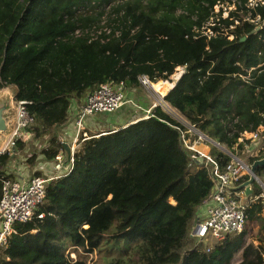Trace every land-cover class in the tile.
Returning a JSON list of instances; mask_svg holds the SVG:
<instances>
[{
    "label": "trees",
    "instance_id": "trees-1",
    "mask_svg": "<svg viewBox=\"0 0 264 264\" xmlns=\"http://www.w3.org/2000/svg\"><path fill=\"white\" fill-rule=\"evenodd\" d=\"M91 1L0 0V88L15 86L35 117L31 141L0 154V199L1 177H15L9 166L19 154L29 150L31 168L53 161L65 149L59 133L73 104L108 80L137 87L143 75L167 80L185 66L165 100L203 134L237 153L251 141L242 134L264 126V25L245 20L251 12L264 22V4H238L224 17L215 6L231 0H127L109 20L121 35L91 41L73 34L104 14ZM87 2L91 12L78 15ZM185 130L158 105L149 118L90 134L72 171L47 184L33 219L15 226L0 264H87L80 251L103 252L102 264H264V246L249 241L247 229L210 249L193 242L213 181L185 149ZM209 145L224 169L230 155ZM251 157V164L263 158L264 148ZM257 174L264 181V166ZM262 193L255 181L251 197ZM263 209L262 199L251 203L248 218Z\"/></svg>",
    "mask_w": 264,
    "mask_h": 264
},
{
    "label": "built area",
    "instance_id": "built-area-1",
    "mask_svg": "<svg viewBox=\"0 0 264 264\" xmlns=\"http://www.w3.org/2000/svg\"><path fill=\"white\" fill-rule=\"evenodd\" d=\"M127 0H110L101 2L92 0V5H98V10H103L105 13L100 17L97 24L83 28H77L73 32L75 36L86 35L91 41H105V37L111 35L120 36L121 31L114 29V22L110 23V15L116 6L122 5ZM232 3H222L215 6V11L219 12L223 8V16L228 17L231 10H237L238 4L246 7L249 10L256 9L264 4V0H231ZM81 6L77 9V14L91 12V7ZM181 12V11H178ZM113 17L117 15L112 13ZM245 20L256 25V30L260 29L264 22L261 16H253L251 12L245 16ZM212 33L211 31H209ZM207 34V33H206ZM233 36H231L232 38ZM186 71L185 66H178L175 73L171 76L174 80L171 86L174 87L177 80ZM168 81V80H167ZM141 85H152L149 77L143 75L140 77ZM153 90L154 88L150 86ZM172 87V88H173ZM165 96L161 94L160 104L165 110L172 107L165 100ZM162 102V103H161ZM27 100H16L15 96L12 100L13 114L10 118V133L0 147V154L16 153L15 148L19 142H29L33 138L32 128L35 124V117L29 112ZM125 104H130L137 110L142 107L132 98L126 95V85L124 81L108 80L89 93L83 98L81 103L76 104L71 109V117L73 125L76 129L73 141L69 144L62 138L61 142L68 146V155L65 150L57 154L53 160V169L50 173L44 175L34 174L29 179L22 177H10L5 174L1 177L2 181V197L0 199V252L9 244L10 236L16 232L15 226L19 223H26L33 219L38 207L45 201L47 184L60 177L68 175L75 162V153L80 146L81 141L89 137V133L85 128V120L94 117L100 113H113L123 107ZM158 106L155 103L152 108L144 110L145 118L153 115L152 109ZM173 109V108H172ZM182 123V122H181ZM187 130L182 131L183 145L190 153L192 159L201 162L208 168L210 177L213 181V186L209 199L201 207L198 217L191 231L192 238H195L199 243H208L209 240L222 241L227 235L241 233L245 230L248 221L247 206L242 202L237 191L236 185L245 175H250V164L241 156L240 153L226 152L230 155V161L221 168L219 161L211 153L202 152L197 148V145L206 140L203 133L191 123H183ZM264 126L253 132H245L240 137L241 142L247 139L257 141L262 138ZM104 133V132H103ZM193 135L192 137L190 135ZM249 134V135H248ZM245 145V143H244ZM244 145L241 151H246ZM264 147H261V150ZM26 151H29L28 149ZM258 155V154H257ZM26 159V156H25ZM24 167L28 168L26 161ZM15 166H13L14 168ZM19 168V165H17ZM11 172V170L9 169ZM44 215L39 214L42 218ZM210 249V248H208ZM71 258L77 259L72 253Z\"/></svg>",
    "mask_w": 264,
    "mask_h": 264
},
{
    "label": "crops",
    "instance_id": "crops-1",
    "mask_svg": "<svg viewBox=\"0 0 264 264\" xmlns=\"http://www.w3.org/2000/svg\"><path fill=\"white\" fill-rule=\"evenodd\" d=\"M172 87L173 86H170L166 90L164 95H166L172 89ZM144 90L145 89L142 86H140V85L137 86V87L126 88L127 97L134 99V101H136L142 107L141 109L137 110L132 105L125 104L123 107H121L116 112L109 113V115L107 117H97V115H96L94 117L87 118L85 120V128L88 131V133L89 134L96 133V132L103 133L106 130L115 129V128L121 126V125H125V124H128V123L136 122L137 120L145 118L144 110L152 108L153 105L155 103H157L156 99L157 98L160 99L161 94L160 93H156V95H154V96H152V94H151V97H150L149 94H147V92L144 91ZM8 91H11L12 92L11 94H13L15 96L16 87L15 86H9L8 87ZM148 93H150V92H148ZM79 103L80 102H75L73 104V106H75L76 104L79 105ZM78 105H76V106H78ZM154 110H155V107L152 109V111L154 112ZM72 121H73V118L70 116L68 121H67V123L62 127V129H61L62 131L59 133V135L61 136V139L64 138L67 141V143H69V144L73 141L74 134H75V131H76ZM190 136L192 137L193 135L191 134ZM197 148L199 150H201L202 152L211 153V146L209 145V142L207 140L201 141L197 145ZM64 150H65V153L67 154L68 153L67 149L65 148ZM26 152L28 153L29 151H26ZM26 152L23 153V154H19V158L14 160V162H12L13 165L11 163V165L9 166L11 172L14 173L15 177L16 176L19 177L20 174H22V177H24L26 179H29L31 176H33L36 173V171H40L41 172L40 175H44V176L52 171V169H53L52 168L53 167V161H47V160H44V159H42V160L40 159L38 161V163L35 166H33L32 168L29 167V166H28V168L24 167L25 164H23V163L25 162ZM256 153H254V156H257L258 153L257 154ZM17 165H19V168L17 167ZM13 166H15V167L13 168ZM241 184L238 182L237 185H236V188H237V191H238V193L240 195V198H241L242 202L245 203V205L247 206V209H248L249 206L251 205V203H254V202H252L253 199L254 200L258 199V197H256V198L253 197L252 198L251 197V193L252 192L250 194H247L245 188H240ZM251 188H252V185H251ZM243 190H245V193H246L247 196L249 195L252 198L249 202L243 201V196H242ZM201 207H200V209H201ZM200 209H199V211H200ZM260 214H259V216H260ZM0 229H1V226H0ZM192 229H193V227H192ZM192 229H191V231H192ZM196 242H197V240H196ZM217 242H219V241L213 239V240H209L208 243H199L198 244V242H197L196 244L197 245L202 244V245H204V247L207 246L208 248H211ZM261 244L262 243H260L258 245H261ZM255 245H257V244H255ZM238 256L241 259V254H238L237 257ZM240 259H239V261H240Z\"/></svg>",
    "mask_w": 264,
    "mask_h": 264
},
{
    "label": "rangeland",
    "instance_id": "rangeland-1",
    "mask_svg": "<svg viewBox=\"0 0 264 264\" xmlns=\"http://www.w3.org/2000/svg\"><path fill=\"white\" fill-rule=\"evenodd\" d=\"M167 80L169 81L168 83L166 82ZM167 80H162L161 79V80H158L156 82H153L151 80L150 81L152 82V84L153 83H162L163 88H165V92H166V90L171 86L170 84L174 82V80L172 78L171 79H167ZM140 86H142L145 89L144 91H146L147 94H149L150 97H151V94H152V96H154V95H156V93H159V91H156L155 89L153 90L150 87L151 85H149V84H146V85L142 84ZM148 92H150V93H148ZM11 93H12L11 91H8V87L0 88V98H2V99H6L9 95H11ZM159 101H160V99L157 98L156 102L158 103V105L161 106ZM205 105H208V104H205ZM164 108H165V111H167L171 116L176 118L178 121H180L182 123H189V121L177 109H175L173 107H172L173 109H168L167 106H165ZM108 115H109V113H100V114L97 115V117H107ZM61 131L62 130H60V132ZM206 140L209 141L207 138H206ZM209 143L212 144V145H215L221 151H225L226 152V150H228V148L226 146H224V145L214 144V143H212L210 141H209ZM263 145H264V141H263L262 138H260V139H258L255 142L254 141L245 142L244 147H245L246 151L243 152V151H241V148L238 147V150L236 152L240 153L241 156L249 164H251L250 163V159L252 158L251 156L254 155V153H256V152L259 154L260 153L259 150L261 149V147H263ZM260 180L264 183V181L262 180L261 177H260ZM262 188H263V193L261 194L262 198H260V199H262V201H264V186H262ZM242 196H243V201H246V202H249L253 198V197L251 198L249 195L247 196L246 193H245V190H243ZM260 199H255V200L253 199L252 202H258ZM245 229L248 230V240L249 241H254L255 244H257V245L262 243V245L264 246V210L261 212V214H260L258 219H254V220L248 219ZM192 240H193L194 243H197L195 238L192 239ZM205 247H207V246H205ZM104 252H106V251L104 250ZM71 253H72V256H73V254H75V256L78 258V254L77 253H74V251H72ZM80 253L83 255V257L86 258L87 264H102L105 261V259H106V258L103 257V252L101 253V252L95 251L94 253H87L85 251H80ZM239 259H240V257L238 256V257H236V259L234 261L237 263L239 261Z\"/></svg>",
    "mask_w": 264,
    "mask_h": 264
},
{
    "label": "water",
    "instance_id": "water-1",
    "mask_svg": "<svg viewBox=\"0 0 264 264\" xmlns=\"http://www.w3.org/2000/svg\"><path fill=\"white\" fill-rule=\"evenodd\" d=\"M245 37H243L241 40H244ZM178 80L176 81L175 85L177 84ZM174 85V86H175ZM14 95H9L6 99L0 98V147L9 135L11 129H10V118L12 117L13 110H12V100ZM205 138H207L210 142L214 144L220 145L215 140L211 139L209 136L203 134ZM67 151H69V147H66ZM226 152H230L226 150ZM259 166H264V157L261 159H258L254 161L250 165V177L248 180L243 182L240 185V188H245L246 193L250 194L252 192L251 185L256 181L260 183L262 186H264V183L260 180L259 175L257 174V168Z\"/></svg>",
    "mask_w": 264,
    "mask_h": 264
},
{
    "label": "bare ground",
    "instance_id": "bare-ground-1",
    "mask_svg": "<svg viewBox=\"0 0 264 264\" xmlns=\"http://www.w3.org/2000/svg\"><path fill=\"white\" fill-rule=\"evenodd\" d=\"M167 83L169 82V81H166ZM171 85V84H170ZM152 87H154V89L156 90V91H159V93H161V94H164L165 93V88H163V85H162V83H153L152 85H151ZM167 88V87H166ZM172 109V108H171Z\"/></svg>",
    "mask_w": 264,
    "mask_h": 264
}]
</instances>
